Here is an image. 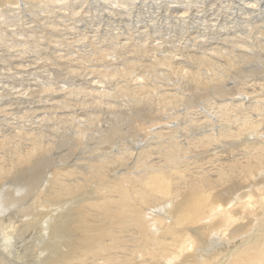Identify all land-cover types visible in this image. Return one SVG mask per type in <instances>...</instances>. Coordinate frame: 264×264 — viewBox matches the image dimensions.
Listing matches in <instances>:
<instances>
[{"label":"bare ground","instance_id":"1","mask_svg":"<svg viewBox=\"0 0 264 264\" xmlns=\"http://www.w3.org/2000/svg\"><path fill=\"white\" fill-rule=\"evenodd\" d=\"M40 1L45 2L46 0H0V8H1L0 12H2V7H5L9 4L11 5V3L27 4V3H35V2L40 3ZM56 1H58V0H56ZM146 1H148V0H146ZM207 1H205V2L207 3ZM236 1H238V0H236ZM241 1H242V2H240L241 6L238 5V6H240V8H238V7H236V8H238L240 11H242L244 13L245 18H247L246 17L247 14H248L247 16H250L253 13H254V16H255V13H259V16H264V0H241ZM129 2H127V4ZM135 2H137V1H135ZM173 3H175V1H173ZM186 3H189V2H186ZM186 3L185 4L180 3L177 5L172 4V7L168 8V9L170 12H174L175 14H178L179 17L176 16V18L177 17L178 18L186 17V15L188 16L192 12L191 11L192 8L190 9V6H188V5L185 6ZM204 3L203 2H202V4L200 3L201 5L198 6L199 7L198 10H196L197 13L194 12L195 16L200 17L201 15L204 14L203 11H206L203 8V5H206ZM215 3H216V0H215ZM223 3L225 5V2H223ZM49 4H50V0H49ZM119 4H121V3H119ZM131 4L129 3V6ZM152 4H154V3H152ZM156 4H158V3H156ZM196 4H197V2H196ZM229 4H230V2H229ZM229 4L227 5V3H226V5L228 7H230ZM235 4L237 5L236 2H235ZM37 5H38V3H37ZM41 5H43V4H41ZM48 5L46 7H48ZM60 5H61V3H60ZM79 5H80V3H79ZM123 5L125 6V4H123ZM213 5H214V3H213ZM53 6H54V4L52 5V7ZM108 6H109V3H108ZM121 6H122V4H121ZM17 7H18V5H17ZM206 7H210V6H206ZM219 7H221L220 4H219L217 10L220 9ZM60 8H61V6H60ZM138 8H140V7H138ZM222 8L224 9V7H222ZM225 8L228 11L230 9L227 7H225ZM234 8H233V11H234ZM69 9H70V7H69ZM83 9H84V7H83ZM91 9H93V7H91ZM109 9H110V7H109ZM131 9H133V8H131ZM133 10H135V9H133ZM145 10H147V9H145ZM213 10H216V9H213ZM59 11H61V10H59ZM90 11H92V10H90ZM105 11L108 12V10H105ZM131 11H129V12H131ZM159 11H160V5L157 6V12H159ZM208 11H211V10H207L206 12H208ZM54 12H53V14L56 13V12L55 13ZM72 12L74 13L73 10H72ZM99 12H100V9H99ZM222 12H221V10H219L214 15H212V13L208 12L205 15L201 16L200 19L203 18L204 19L203 23L208 24V20L210 19L209 17H213L216 20H218V18L222 15ZM70 13H71V11H70ZM88 13H89V11H88ZM232 13H234V12L231 11L230 14L228 13L230 17L231 16L233 17V15H231ZM92 14L93 15L97 14V11L92 12ZM142 14H145V13H142ZM158 14H160V13H158ZM88 15H90V14H88ZM234 15H235V13H234ZM239 15H243V14H239ZM80 16H82V14ZM113 16H114V14H113ZM119 16H120V14H119ZM147 16H149V14ZM166 16H168V15H166ZM229 16H227V17H229ZM257 16L258 15H256L255 17H257ZM0 17H2V16H0ZM5 17H6V15H5ZM69 17H70V15H69ZM84 17L87 19L86 16H84ZM92 17H94V16H92ZM162 17H165V16H162ZM230 17H229V19H231ZM241 17H243V16H241ZM65 18H67V16ZM107 18H108V16H107ZM112 18H114V17H112ZM112 18L110 20H112ZM165 18H168V17H165ZM169 18H168V21L170 22ZM41 19H42V17H41ZM52 19H53V17H52ZM86 19H82V20H86ZM105 19H106V16H105ZM121 19H123V18H121ZM163 19H162V21H163ZM191 19H192V17H191ZM44 20H45V18H43V21ZM58 20H59V18H58ZM90 20L91 19H89V21ZM115 20H117V18H115ZM195 20H196V18H195ZM256 20H258V19H256ZM97 21H98V19H97ZM149 21H151V20H149ZM164 21H165V19H164ZM166 21H167V19H166ZM223 21L224 20H222V23L219 22L220 25L222 24V27L224 26ZM233 21H235L234 17H233ZM24 22H26V20ZM30 22H33V21H30ZM80 22H81V20H80ZM115 22H113V24ZM169 22H167V24ZM171 22H173V21H171ZM178 22H181V21H178ZM178 22H177V24H178ZM192 22H194V21H192ZM209 22H214V21H212V18H211ZM244 22H246V21L244 20ZM18 23H20V21ZM82 23H83V21H82ZM240 23H242V22H240ZM254 23L256 24L255 21H254ZM254 23H249L247 20L246 24L248 26V33H250L251 31L254 32V29L257 26ZM259 23L261 24L262 21H259ZM23 24H25V23H23ZM63 24L65 25L66 23H63ZM74 24H76V23H74ZM116 24H118V22ZM128 24H129V22H128ZM145 24H147V23H145ZM173 24H175V23H171V25H173ZM214 24H217V23L214 22ZM227 24L225 26H227ZM237 24H239V23L237 22ZM262 24H264V23H262ZM49 25L52 26L51 24H49ZM156 25L158 26L159 23ZM193 25H194V23H193ZM109 26H110V24H109ZM135 26H137V25H135ZM143 26H144V24H143ZM146 26H148V25H146ZM160 26H162V24H160ZM190 26L188 28H190ZM197 26H198V24H197ZM197 26H195V27L197 28ZM201 26H202V23H201ZM230 26L231 25H229L227 29L224 28V30H227L224 33L225 37L222 36L223 33H222V35L220 34L222 32L221 30L219 33L224 38L225 42L226 41L229 42L228 44H231V42L233 41V38H231L232 39L231 41L228 40L229 37L233 36V34L230 32L231 31ZM17 27H19V26L17 25ZM27 27H28V25H27ZM93 27H95V26L93 25ZM213 27L214 26H212V25H203L202 29L200 28L204 32L201 35V38H202V36L205 38L202 40L204 43H208V40L206 39V37H208L207 33H209L210 30L213 29ZM243 27H244V25H243ZM263 27L264 26L260 25V29H263ZM111 28H112V26H111ZM245 28H246V26H245ZM69 29H71V28H68V30ZM82 29H84V28H82ZM85 29H86V27H85ZM85 29H84V31H86ZM117 29H120V28L117 27ZM179 29H178V32H179ZM185 29H187V28H185ZM193 29L194 28L192 27V30ZM231 29H232V27H231ZM257 29H258V26H257ZM260 29L255 31V32H257L259 35L263 36L264 33H262V31ZM95 30H96V27H95ZM104 30H103V32H104ZM108 30H109V28H108ZM192 30L189 33H193ZM198 30H196V32ZM242 30H244V29H242ZM84 31H82V32H84ZM114 31H115V29H114ZM124 31H125V29H124ZM161 31H164V30H161ZM172 31H173V29H172ZM175 31H177V30L174 29V32ZM239 31H240V29H239ZM47 32H49V30ZM88 32H91V29ZM127 32H128V30L126 31V33ZM178 32H176V33L178 34ZM186 32H187V30L185 31V33ZM216 32H218V30ZM22 33H24V32H22ZM51 33L52 32H50L48 34H51ZM104 33L106 34L107 31ZM116 33H118V32H116ZM116 33H114V34H116ZM79 34H81V33H79ZM180 34H181V32H180ZM183 34L184 33H182L181 36H183ZM197 34H198V32H197ZM216 34H215V36L218 37L219 34L218 35H216ZM238 34H239V32H238ZM252 34H255V33H252ZM258 34L254 35V36H257ZM87 35H86V37H87ZM90 35H92V34H90ZM99 35H101V33ZM109 35L110 34L107 33L106 36L109 37ZM146 35H145V37H147ZM154 35H156V34L154 33ZM226 35H228V36L231 35V36L226 38ZM7 36H8V34H7ZM24 36H26V35H24ZM59 36H60V34H59ZM103 36H104V34H103ZM149 36L150 35H148V37ZM151 36H153V35H151ZM194 36H195V34H194ZM221 36H219V37H221ZM245 36L247 37L249 35H245ZM9 37H7V38H9ZM58 37H56V39ZM64 37H66V36H64ZM81 37H83V36H81ZM94 37H92V39ZM130 37H133V36H130ZM154 37H157V36H154ZM171 37H173V36H171ZM171 37H169V38H171ZM184 37H186V36H184ZM198 37H200V36H198ZM258 37L259 36L256 37L257 39H256L255 45L260 46L261 51H264V40L262 38H258ZM115 38H118V37H115ZM163 38L165 39V37H163ZM176 38H177V36H176ZM176 38L174 37V39H176ZM190 38H192V40L194 38L196 39V37H194V38L190 37ZM236 38H238L239 40L241 39V37L240 38L236 37ZM3 39H4V36H3ZM75 39H76V37H75ZM88 39H89V37H88ZM106 39H108V38H106ZM118 39H117V41H120V42L122 41V40H118ZM140 39H142V38H140ZM140 39H138L139 41L138 40L137 41L140 42ZM27 40H28V38H27ZM71 40H73V38H71ZM192 40H190L191 44H193L195 42V41L193 42ZM211 40H212V38H211ZM213 40H212V42H213ZM239 40L233 41L231 46L228 45V46H230L229 48L223 47L224 46L223 44H225V42L223 41L224 43L221 42V43H223L222 45L213 47V49H211L212 51H210V52H208L206 50L207 52H203L200 55H194L193 54V55H190V58L188 57L189 59L196 60L202 66L213 67V68L218 67V69H217L218 71H216L215 73L212 74L213 75L212 79L214 78L213 80H215V83L212 85L213 89H214L213 93L216 94V97H213L212 100L210 99L211 101L208 105L209 111H206L204 106L199 107V106L195 105L194 103H188L186 105V107H185L186 113L184 115L175 114L171 110L167 111L166 113H162V112H160L161 108L158 107L157 108L158 115L155 118L149 120L150 124H147V122H144L142 119H137V118L132 119V124H134V126H137V128L139 129V132H140V130H142L144 132V134L141 135L142 139H140L139 137H141V136H139V137H137V138H139V140L133 139L130 142H128L130 139L128 141H125V140L123 141V139H124L123 138L122 139L123 142L121 141L122 144L119 147H116V148L113 147V149H110L109 151L102 152V153L98 154V156H96V154L92 155V156H88V155L87 156H79L76 154V155L67 157L66 156L67 154H66L65 160H64V158H61L62 162L50 166L49 170L47 169L48 165L46 166L42 163H39V159H37L35 156L36 154L39 155L38 153H40V152L42 153V151L49 149L48 143L43 144L40 141H38L39 139L36 140L39 136H37V138H34L33 136H36V135L31 133V135H29V134H28L29 136L27 135L29 137L28 138L29 144L16 143V144H12L11 147L7 146L6 149L9 147L8 149L10 150V152L7 154H1L0 153V181H1V183H0V205H4L5 210H6L4 213H0V228H1L0 229V264H264V105L262 104L263 106H261L259 101L256 102V101L250 100L249 97L253 96L251 94H249V97L244 96L243 93L239 94L240 96L239 95L234 96V94H235L234 89L237 86V83H245V82L251 81L247 85L248 89L251 87H254L255 85L263 86V88H264V73L262 70H260L258 68L259 66L256 64L257 62L256 63H249V61L252 60L254 56L252 57L248 53L249 52L248 50H247L248 52L238 53V52H240L239 51V44L241 41V40L240 41ZM0 41H2V40H0ZM44 41H46V40H44ZM124 41H126V40H124ZM124 41H122V42H124ZM128 41H129V39H128ZM156 41H158V40H156ZM163 41H165V40H163ZM187 41H189V40H187ZM190 41H189V43H190ZM220 41H222V40H220ZM220 41H218V42H220ZM6 42L8 43V41H6ZM27 42H29V41H27ZM54 42H56V40ZM130 42H132V41H130ZM146 42H148V41H146ZM184 42H186V41H184ZM242 42H244V41H242ZM1 43H0V45H1ZM34 43H36V40ZM49 43L51 44V41ZM70 43H72V42H70ZM125 43H123V44H125ZM143 43H145V42L144 41L142 43L140 42L141 45ZM250 43L252 44V42H250ZM95 44H97V43H95ZM148 45H149V43L147 44V46ZM200 45H201V43H200ZM200 45H199V47H200ZM208 45H209V43H208ZM210 45H212V44H210ZM242 45L244 46V44H242ZM26 46H27V43H26ZM123 46L124 45H122V47ZM130 46H132V45H130ZM212 46H211V48H212ZM122 47H120V48L122 49ZM148 47H153V46L149 45ZM164 47L167 49L166 46H164ZM208 47H207V49H208ZM248 47L249 46H247L245 48H248ZM252 47L250 46L249 48L253 53H255L256 51L254 52V49ZM2 48H3V46H2ZM37 48H40V47H37ZM99 48H97V50ZM144 48H145V46H144ZM171 48H173V45ZM194 48H196V45ZM201 48H202V50H204L203 47H200V49ZM61 49H65V48H61ZM121 49L119 50L120 52H121ZM135 49H136L135 51L138 50L137 48H135ZM140 49H141V47H140ZM175 49H177V48H175ZM188 49H190V48H188ZM27 50H29V49H27ZM27 50H26V52H27ZM100 50H102V49H100ZM112 50H114V49H112ZM145 50H147V49H144V51ZM159 50H160L159 52L161 53L162 52L161 49H159ZM195 50L196 49H194V51ZM65 51H63V52H65ZM102 51H104V50H102ZM126 51H124V53H126ZM165 51H167V50H165ZM176 51H178V50H176ZM181 51H183V50H181ZM188 51H190V50H188ZM214 51H215V53H214ZM111 52H114V51H111ZM111 52L109 50L108 53H111ZM122 52H123V50H122ZM122 52H121V54H124ZM138 52H142V50L138 51ZM153 52L156 53L157 51H153ZM67 53H69V51H67ZM93 53H95V52H93ZM93 53H91V54L93 55ZM104 53H105V51H104ZM131 53H132V51H131ZM145 53H146V51H145ZM11 54H13V53H11ZM56 54L58 55V53H56ZM64 54L66 55V53H64ZM72 54H74V53H72ZM99 54H94V55L96 56ZM162 54H160L161 56H158V55L153 56L154 61L151 59L152 57L150 58L149 54L147 55L153 61L151 67L152 66L156 67V65H158V66L163 65V66H165V68L166 67L169 68V67H172L174 63H176L174 61L175 58H172L170 56L171 54L168 55V54H164L163 52H162ZM19 55H20V53H19ZM46 55H48V54H46ZM57 55H55V56L57 57ZM125 55L126 54H124V57L128 56L129 54L127 53V55L126 56ZM143 55H146V54H143ZM84 56H86V55H84ZM130 56H131V54H130ZM260 56H264V52H262L260 54ZM59 57H61V56H59ZM63 57H64V55L62 56V59H63ZM65 57H67V59H69L70 64L73 63V62L72 63L70 62V58H69L70 56L69 57L65 56ZM98 57H100V55ZM112 57H113V55H112ZM112 57L110 56V58H112ZM121 57H122V55H121ZM97 58L95 57V59H97ZM101 58H102V56H101ZM44 59L45 58H43V60ZM83 59H81V61ZM107 59H109V58H107ZM113 59L114 58H112L111 60L113 61ZM176 59L178 60L179 58H176ZM181 59H179V62ZM240 59H243V60L241 61ZM0 60H1V58H0ZM92 60H94V59H92ZM97 60H96V66H98ZM122 60L123 59L121 58V61ZM127 60H130V59H127ZM186 60H187V57H186ZM238 60H239V62L241 61V63H243V65H244L243 68L239 67L240 70L243 69L244 71H248V72H251V71L254 72V70H256V71L254 73H252L251 75H249V78H247V79H244L245 75H243V73H240L241 78L238 81L235 79H230L229 78L230 73L228 75V73H226V71L230 68L235 67ZM98 61H100V60H98ZM112 61H110V62L112 63ZM121 61H120V63H121ZM5 62H6V66H8L7 61H5ZM86 62H83V63H86ZM113 62H116V59ZM134 62L131 64L121 63V65L122 64L128 65V66L132 65V64L134 65ZM138 62H141V60H139ZM144 62H147V61H143V63ZM221 62H223V64H221ZM21 63H22V61H21ZM108 63H109V61H108ZM187 63H190V62H187ZM64 64H66V63H64ZM103 64H104V62H103ZM140 64H142V62ZM19 65H21V64H19ZM57 65H56V67H57ZM66 65H68V64H66ZM89 65H88V67H89ZM187 65H189V64H187ZM32 66H33V64H32ZM113 66H115V63ZM140 66L137 67V65H136L134 67L139 68ZM184 66H183V68H185ZM261 66L263 67L264 64L263 65L261 64ZM64 67H62V68H64ZM72 67H73V65H72ZM76 67H78V66H75V68ZM83 67H84V65H83ZM88 67H87V69H88ZM90 67H92V69H93V64H91ZM100 67H102V66H100ZM130 67L127 68V66H126V68H125V66L124 67L121 66V69H120V67L118 69H120L121 75H123V73L125 75L127 72H130V71H127ZM178 67H179V65L177 66V68ZM6 68H8V67H6ZM60 68L58 67V69H60ZM70 68H71V65H70ZM104 68H105V66H104ZM180 68L182 71L183 68L182 67H180ZM8 69L11 70L12 67L10 66V68H8ZM65 69H66V67H65ZM68 69L66 70V72L68 71ZM76 69H78V68H76ZM81 69L79 67V70H81ZM94 69H96V68H94ZM109 69H110V67H109ZM141 69H145V68L142 67ZM149 69H150V67H149ZM170 69L173 70L172 68H169V71H170ZM115 70H116V67L114 70H111V72L108 73L107 76L110 78L111 74L114 73ZM137 70H140V69H137ZM73 71H74V69H73ZM93 71L94 70H92V72ZM184 71L181 72L183 75L184 74L186 75V73L187 74L189 73L187 71H186V73H183ZM66 72H64V73H66ZM118 72H119V70H117L116 73H118ZM131 72H132V70H131ZM154 72H155V70H154ZM192 72H193V74H192L193 79L192 78L191 79H192V81H195L196 86L201 84V83L199 84V82H202L204 84L206 83V80L196 81L195 78H196L197 70L192 71ZM80 73H81V71H80ZM95 73H96V71H95ZM130 73H128V75L126 74V77L129 78ZM139 73L141 74L144 72L140 70V72H138V76H139ZM149 73H150V75L152 74L151 71ZM165 73H167L166 69H165L164 74ZM261 73H263V74H261ZM69 74H70V72H69ZM73 74H76V73L74 72ZM153 74L155 75V77H158V76H156L155 73H153ZM164 74L162 75L163 77H164ZM102 75H103L102 78L104 79L105 74H102ZM114 75H115V73L113 74V76ZM133 75H135V74L133 73ZM142 75H144V74H142ZM169 75L171 77L172 72ZM183 75H181V76H183ZM231 75H233V74L231 73ZM17 76H19V75H17ZM52 76H53V74H52ZM101 76L98 75L96 77L97 78L100 77V80H102ZM115 76H117V75H115ZM162 76L160 75L159 77H162ZM190 76L191 75H189V78H190ZM12 77H10L9 79L16 78V75H15V77H13V78ZM55 77H56V75H55ZM108 77H105V78H107V80H109ZM119 77L121 78L120 75H119ZM123 77H125V76H123ZM123 77L121 78L122 80L125 79ZM167 77H168V74H167ZM187 77H188V75H186V80H187ZM235 77H237V76H235ZM117 78L115 81H117ZM120 78H119V80L122 81ZM133 78H134V76H133ZM237 78H239V77H237ZM94 79L95 80H93V79L92 80L95 83V81H97V80H96V78H94ZM148 79H149V77H148ZM158 79H161V78H158ZM179 79L182 80V78H179ZM183 79H184V77H183ZM86 80H89V79H86ZM134 80H135V78H134ZM137 80L141 83L143 81L142 79H141L142 81L139 79H137ZM62 82H64V81H62ZM65 82L67 84V81H65ZM80 82H82V81H79V83ZM106 82H109V81H106ZM132 82H135V84H137V85H135L133 83L135 85V87H137V88L143 86L142 84L136 83L137 81H132ZM176 82H177V80H176ZM72 83L73 82H71V85H72ZM109 83L111 84V82H109ZM109 83H108V85L110 87L111 85ZM130 83H131V81H130ZM150 83H152V82H150ZM89 84H91V83H89ZM89 84H86V86ZM96 84H97V82H96ZM98 84H99V82H98ZM100 84H101V81H100ZM104 84H105V82L102 85H104ZM123 84H125L124 81H123ZM133 84L131 83V85H133ZM148 84H149V82H148ZM160 84L162 85V83H160ZM177 84L178 83H176L175 85L177 86ZM105 85H107V84H105ZM108 85H107V87H108ZM127 85H130V84L127 83ZM134 85H133V87H134ZM0 86H2V85L0 84ZM145 86L147 88L148 85H145ZM150 86H152V85H150ZM168 86L170 88V85H168ZM180 86H182V85H180ZM4 87H6V86H4ZM114 87H115V85H114ZM117 87L119 88V86H117ZM171 87H172V85H171ZM183 87H181L182 88L181 90H183ZM62 88H63V85H62ZM86 88H88V87H86ZM105 88H103V86H102L100 89H97V88L96 89L100 91L101 89H105ZM112 88H110V89H112ZM72 89L73 88H71V90ZM88 89H91V88H88ZM96 89H94V90H96ZM115 89H116V87H115ZM50 90H51V88H50ZM124 90L126 91V88H124ZM130 90H128V91H130ZM134 90H137V89L134 88L132 91H134ZM157 90H159V89H157ZM84 91H86V90L84 89ZM92 91L93 90H91V92ZM22 92L23 91L19 92V94ZM79 92H81V90ZM88 92H90V90ZM135 92H138V90ZM241 92L245 93L246 90L245 91L243 90ZM69 93H71V92H69ZM84 93H86V92H84ZM92 93H91V95H92ZM96 93H94V95ZM99 93L101 95H103L102 92H99ZM99 93H97V94L99 95ZM122 93H123V91H122ZM248 93L249 92H246L245 95H248ZM9 94H10V92H9ZM54 94H55V91H54ZM75 94L77 95V93H75ZM124 94H125V92H124ZM156 94L158 95V96L156 95L158 98V102H156V103L159 104L162 101L170 100L169 101L170 102V109L175 108L178 105L176 100H178V102H179L178 98H180V96H181L180 91H178V89L174 90L172 92L159 91ZM255 94H256V92H255ZM72 95H73V93L70 96H72ZM89 95H87V97ZM126 95L127 94H125V96ZM65 96L69 97L68 95H65ZM84 96L85 95H83V97ZM131 96H133V95H131ZM142 96H140V97H142ZM144 96H147V95H144ZM260 96H258L257 100L260 99ZM74 97H77V96H74ZM80 97H77L76 100ZM168 97H170V98L167 99ZM3 98H6V97H3ZM15 98L22 101V99H20V97H18V98L15 97ZM25 98H23V99L25 100ZM153 98L154 97H152L151 100H153ZM10 99H11V97H10ZM13 99H14V97H13ZM28 99H30V98H28ZM28 99H27V101H28ZM88 99H90V98H88ZM101 99L103 100V98H101ZM115 99L117 100V98H115ZM67 100H69V99L67 98ZM151 100H149V102ZM41 101H42V98H41ZM96 101H98V100H96ZM119 101H120V99H119ZM196 101H194V102H196ZM10 102H11V100H10ZM49 102H47V103H49ZM83 102H84V100H83ZM89 102H87L88 103L87 105H89ZM98 102H100V101H98ZM138 102H140V101H138ZM149 102H148V104H150ZM154 103H155V101H154ZM74 104H75V101H74ZM81 104L82 103H80L79 105L75 104L74 106L78 105L80 107ZM98 104H100V103H98ZM127 104H126V106H127ZM19 105H20V103H19ZM91 106H92V104H91ZM118 106L119 105H117V107ZM2 107H4V105ZM6 107H5V109H6ZM23 107L25 108V104ZM128 107L130 108V106H128ZM196 107L198 108L197 109L198 112L192 113L191 115H189L188 112L190 111V109L191 108L194 109ZM124 108H126V107H124ZM177 108H178V106H177ZM19 109H21V108H19ZM29 109L31 111H33L31 108H29ZM40 109H41V107H40ZM11 110H12V112H15V110L14 111H13V109H11ZM80 110H81V107H80L79 111ZM127 110H129V109H127ZM74 111H75V109H74ZM155 111H156V109H155ZM27 112L29 113V111H27ZM84 113H86V112H84ZM125 113L127 114L128 112L125 111ZM139 113H141V112H139ZM11 114L14 115L13 113H11ZM25 114H26V112L24 113V115ZM33 114L34 113H32V115ZM45 115H46V113H45ZM71 115H73V113H71ZM8 116H10V115H8ZM41 116L42 115H40V118H42ZM73 117H74V115H73ZM64 118H66V116ZM77 118H79V117H77ZM84 118H86V117H84ZM23 119L25 121V123L23 122L24 125L27 124L30 120L29 118H27V119L23 118ZM31 119L33 120V118H31ZM82 119H83V117H82ZM82 119H81V121H82ZM97 119H99V118H97ZM173 120L176 121V123H171V121H173ZM26 121H27V123H26ZM36 121H38V120L36 119L35 122ZM45 121L46 120L44 119L43 122H45ZM50 121H52L51 118H50ZM70 121L72 122V125H74L73 121L70 120V118H69V121L67 123H69ZM6 122H8V121H6ZM10 123H11V121H10ZM17 123L19 124L20 121L18 120ZM17 123H15V124H17ZM62 123L64 124V122H62ZM62 123H61V125H63ZM81 123L82 122H80L78 124L79 127H80ZM21 124H20V127H21ZM69 124H68V126H70ZM260 125H261V127H259ZM16 126H18V125H16ZM68 126H66V127H68ZM92 126H94V125H92ZM127 126H129V125H127ZM27 127H30V125L29 126L27 125ZM70 127H72V126H70ZM95 127H96V125H95ZM99 127H100V125H99ZM106 127H107V125H106ZM155 127L157 129H155ZM5 128H6V126H5ZM8 128H9V126H8ZM57 128L59 129V127H57ZM72 128L75 129L74 126ZM76 128H77V126H76ZM121 128H122V126H121ZM30 129H33V128H30ZM40 129H41V127H40ZM42 129H43V127H42ZM123 129H125V128H123ZM123 129H121V130H123ZM27 130H28V128H27ZM43 130H45V129H43ZM132 130H135V129H132ZM58 131H60V130H58ZM34 132H35V130H34ZM59 133H61V132H59ZM79 133H82V132H79ZM121 133H123V132H121ZM24 134L26 136L27 132ZM147 134H150V135L146 136ZM43 135H44V131H43ZM97 135H99V134H97ZM125 135H123V136H125ZM128 136H129V134H128ZM63 137H64V135L62 136V138ZM80 137H83V136H80ZM102 137H104V136H102ZM126 137L127 136H125V138ZM130 137H132L131 133H130ZM14 138H16V137L15 136L8 137V135L6 133V137L1 141V143L3 144L4 142L11 140V139H14ZM24 138H23V140H24ZM44 139H42V140H44ZM46 140H47V138H46ZM21 141H22V138H21ZM74 141H76V140H74ZM98 141L99 140L97 139V142ZM112 141H114V140H112ZM54 142H56V141H54ZM72 143H73V140H72ZM6 144H8V142H6ZM101 144H102V142H101ZM58 145H60V144H58ZM3 146H4V144H3ZM3 146H0V148H2ZM76 146L78 147V145H76ZM53 147H55V146H53ZM3 148H5V147H3ZM96 149H98V148H96ZM9 150H7V152ZM79 150H80V148H79ZM44 153H42V154H44ZM70 154H71V152H70ZM45 156H46L45 158L48 157V155H45ZM43 157H44V155H43ZM43 157L40 156V158H43ZM60 157H62V155ZM57 160H58V157H57ZM28 162H30L34 167L32 166L31 172H29V173H19L17 175L18 187L20 189L19 191H14L13 189H11V187H10L11 182L3 183V181H5L7 178L10 179L12 177V175L16 174L17 169H19L21 167V165L29 164ZM22 168H23V166H22ZM27 172H28V170H27ZM11 201L14 202V204H13L14 209H12V210L7 206L8 203ZM28 202H30V204H32V205H38V206H40V208L42 207V210L39 214V216H42L41 222L38 220L39 223L33 227H32V225L29 224V222L26 218L22 219L19 217V216H21V214H23L25 211L28 210L27 209L28 207L25 206L26 203H28ZM18 214H19V216H18ZM33 217L31 216V219ZM35 221H37V220H35ZM38 232H39V234H41L39 236L42 237V241L39 244V247H40L39 251L41 252V254L37 256L38 259L36 261L27 262L25 259H23V250L27 246L28 242Z\"/></svg>","mask_w":264,"mask_h":264},{"label":"rangeland","instance_id":"2","mask_svg":"<svg viewBox=\"0 0 264 264\" xmlns=\"http://www.w3.org/2000/svg\"><path fill=\"white\" fill-rule=\"evenodd\" d=\"M47 1V2H46ZM45 2H42V1H40V3L39 2H37L38 3V5H37V3L35 2V3H27V4H22V3H19V4H15V3H11V5L9 4V5H7V6H5V7H2V12H0V16H2V17H0V40H2V41H0V43H1V45H0V58H1V60H0V84L2 85V86H0V97L2 98H0V124L2 125H0V146H3V144H4V146L3 147H5V148H0V153L1 154H7V153H9L10 152V150L8 149L9 147H11L12 146V144H16V143H21V144H29L28 142V136L29 135H31V133L32 134H34V135H36V136H33L34 138H37V136H39L36 140H38V141H40L41 143H43V144H46V143H48L49 144V149H46V150H44V151H42V153H44V154H42L41 152L40 153H38L41 157H43V155H44V157L43 158H40V156L39 155H35L36 156V158L37 159H39V163H42V164H44V165H48L47 166V169L49 170L50 169V166H52V165H54V164H58V163H61L62 161V159L61 158H64V160L66 159V156L67 157H69V156H73V155H79V156H92V155H95L96 154V156H98V154H100V153H102V152H105V151H109L110 149H113V147L114 148H116V147H119L122 143H121V141H122V139H123V141L125 140V141H128L129 139V141L128 142H130L131 140H133V139H137V140H139V138L140 139H142V136L141 135H143L144 134V132L142 131V130H140V132H139V129L137 128V126H134V124H132V119H134V118H137V119H142L144 122H147V124H150V122H149V120L150 119H153V118H155L157 115H158V113H157V108L158 107H160L161 109H160V112H162V113H166L167 111H169V110H171L173 113H175V114H178V115H184L185 113H186V105L188 104V103H194L195 105H197V106H204V108L206 109V111H209V103H210V101L213 99V97H216V94L215 93H213V84L215 83V80H213L212 79V77H213V73H215L216 71H218L217 69H218V67H216V68H213V67H207V66H202L201 64H199L196 60H192V59H189L190 58V55H200L201 53H203V52H210V51H212L211 49H213V47H216V46H219V45H222L224 42H225V40H224V38L223 37H225L224 35V33L227 31V30H224V28L225 29H227L228 28V26L229 25H231L230 26V32L233 34V36H231V35H229V36H231V37H229L228 35H226V38H228V40L229 41H231L232 39L231 38H233V41H238L239 39L238 38H236V37H241V41H240V44H239V51L240 52H238V53H242V52H248L252 57H253V59L252 60H250L249 61V63H256L259 67V69L260 70H262L263 71V73H264V66L262 67L261 66V64L263 65L264 64V56H260V54L262 53V52H264V51H261V47L260 46H256L255 45V43H256V37L257 36H259L258 38H262L263 40H264V34H263V36H261V35H259L257 32H255V31H257V30H259L260 29V25L261 26H264V24H262V23H264V16H259V13H255V16L256 15H258L257 17H255L254 16V13L253 14H251L250 16H247L246 15V17L247 18H245V15H244V13L242 12V11H240L238 8H240V6H241V3L240 2H242L241 0H238V1H236V0H216V3H215V0H148V1H146V0H58V1H56V0H50V4H49V0H46ZM103 3H102V2ZM117 1V2H116ZM122 1V2H121ZM130 1V2H129ZM135 1H137V2H135ZM173 1H175V3H173ZM189 2V3H186V2ZM197 2V4H196V2ZM205 1H207V3L205 2ZM230 2V4H229V2ZM42 2V3H41ZM53 2V3H52ZM59 2V3H58ZM68 4H67V3ZM77 2V3H76ZM96 2V3H95ZM127 2H129L131 5L129 6V3L127 4ZM164 2V3H163ZM202 2L204 3V4H206V5H203V8H204V10H211V11H208V12H210V13H212V15H214L217 11H219V10H221V12H222V15L218 18V20H216L215 18H213V17H209L210 19L212 18V21H214L215 23H217V24H214V22H209L210 21V19L208 20V24H205V23H203L204 21V19L203 18H201L200 19V17L201 16H203V15H205L206 13H208V12H206V11H203V15H201L200 17H197V16H195L194 15V12L195 13H197V11L196 10H198V6H200L201 4H202ZM223 2H225V5H226V3H227V5L229 4L230 5V7H228L227 5L225 6L224 5V3ZM232 2V3H231ZM235 2L237 3V5L235 4ZM56 3V4H55ZM60 3H61V5H60ZM79 3H80V5H79ZM85 3V4H84ZM106 3V4H105ZM108 3H109V6H108ZM119 3H121L122 4V6H121V4H119ZM151 5H150V4ZM152 3H154V4H152ZM156 3H160L159 5H160V11L159 12H157V6H159L158 4H156ZM180 3H182V4H185L186 3V5L185 6H190V9H191V13L187 16L186 15V17H182V18H178L179 16H178V14H175L174 12H170L169 11V9L168 8H170V7H172V4H174V5H177V4H180ZM201 3V4H200ZM209 3V4H208ZM213 3H214V5H213ZM239 3V4H238ZM41 4H43V5H41ZM49 4V5H48ZM54 4V6L52 7V5ZM83 4V5H82ZM90 4V5H89ZM123 4H125V6L123 5ZM146 4V5H145ZM164 4V5H163ZM197 6H196V5ZM212 4V5H211ZM219 4H220V6L221 7H219L220 9L219 10H217L218 9V6H219ZM17 5H18V7H17ZM33 5V6H32ZM37 5V6H36ZM48 5V7H46ZM103 5V6H102ZM107 5V6H106ZM233 5V6H232ZM235 5V6H234ZM238 5H240V6H238ZM16 6V7H15ZM58 6V7H57ZM60 6H61V8H60ZM80 6V7H79ZM98 6V7H97ZM127 6V7H126ZM156 6V7H155ZM163 6V7H162ZM206 6H210V7H206ZM35 7V8H34ZM37 7V8H36ZM64 9H63V8ZM69 7H70V9H69ZM83 7H84V9H83ZM88 7V8H87ZM90 7V8H89ZM91 7H93V9H91ZM100 7V8H99ZM109 7H110V9H109ZM137 7V8H136ZM138 7H140V8H138ZM146 7V8H145ZM148 7V8H147ZM162 7V8H161ZM165 7V8H164ZM217 7V8H216ZM222 7H224V9L222 8ZM225 7H227V8H230L229 9V11L228 10H226V8ZM234 8V11H233V8ZM236 7H238V8H236ZM39 8V9H38ZM69 10H68V9ZM97 8V9H96ZM108 8V9H107ZM119 8V9H118ZM131 8H133V9H135V10H133V9H131ZM153 8V9H152ZM210 8V9H209ZM1 9V8H0ZM66 9V10H65ZM77 9V10H76ZM80 9V10H79ZM82 9V10H81ZM99 9H100V12H99ZM103 9V10H102ZM108 10V12L107 11H105V10ZM122 9V10H121ZM129 9V10H128ZM145 9H147V10H145ZM149 9V10H148ZM152 9V10H151ZM213 9H216V10H213ZM223 9V10H222ZM239 11H238V10ZM10 10V11H9ZM48 10V11H47ZM52 10V11H51ZM59 10H61V11H59ZM64 10V11H63ZM72 10L74 11V13L72 12ZM86 10V11H85ZM90 10H92V11H90ZM94 10V11H93ZM102 10V11H101ZM126 10V11H125ZM128 10V11H127ZM132 10V11H131ZM236 10V11H235ZM17 11V12H16ZM19 11V12H18ZM43 11V12H42ZM47 11V12H46ZM56 13H55V12ZM59 11V12H58ZM70 11H71V13H70ZM88 11H89V13H88ZM97 11V14H95V15H93L92 14V12H96ZM111 11V12H110ZM123 11V12H122ZM129 11H131V12H129ZM145 11V12H144ZM214 11V12H213ZM230 14L231 13V11L232 12H234L235 13V15H234V13H232L231 15H233V17H234V20L235 21H233V17L231 16H229V14L227 13V12ZM30 12V13H29ZM39 12V13H38ZM53 12L55 13V14H53ZM58 12V13H57ZM69 12V13H68ZM81 12V13H80ZM148 12V13H147ZM239 12V13H238ZM242 12V13H241ZM22 13V14H21ZM64 13V14H63ZM76 13V14H75ZM110 15H108V14ZM142 13H145V14H142ZM147 13V14H146ZM152 13V14H151ZM158 13H160V14H158ZM9 14V15H8ZM14 14V15H13ZM30 14V15H29ZM38 14V15H37ZM45 16H44V15ZM68 14V15H67ZM82 14V16H80ZM88 14H90V15H88ZM103 14V15H102ZM106 14V15H105ZM113 14H114V16H113ZM119 14H120V16H119ZM149 14V16H147ZM228 14V15H227ZM239 14H243V15H239ZM5 15H6V17H5ZM33 15V16H32ZM42 15V16H41ZM69 15H70V17H69ZM143 15V16H142ZM166 15H168V16H166ZM193 15V16H192ZM15 18H14V17ZM58 16V17H57ZM67 16V18H65ZM78 16V17H77ZM84 16H86L87 17V19L84 17ZM92 16H94V17H92ZM103 16V17H102ZM105 16H106V19H105ZM107 16H108V18H107ZM116 16V17H115ZM137 16V17H136ZM151 16V17H150ZM154 16V17H153ZM156 16V17H155ZM160 16V17H159ZM162 16H165V17H170L169 18V20H170V22L168 21V18H165V17H162ZM176 16H178L177 18H176ZM227 16H229L231 19H229V17H226ZM237 18H236V17ZM241 16H243V17H240ZM254 16V17H253ZM4 17V18H3ZM17 17V18H16ZM26 17V18H25ZM38 17V18H37ZM41 17H42V19H41ZM52 17H53V19H52ZM61 17V18H60ZM81 17V18H80ZM92 17V18H91ZM103 19H102V18ZM112 17H114V18H112ZM136 17V18H135ZM174 17V18H173ZM191 17H192V19H191ZM249 17V18H248ZM43 18H45V20L43 21ZM50 18V19H49ZM58 18H59V20H58ZM64 18V19H63ZM94 18V19H93ZM98 19V21H97V19ZM112 18V20H110ZM115 18H117V20H115ZM121 18H123V19H121ZM144 18V19H143ZM151 18V19H150ZM165 19V21H166V19H167V21L165 22L164 21V19ZM195 18H196V20H195ZM223 18V19H222ZM236 18V19H235ZM240 18V19H239ZM36 19V20H35ZM61 19V20H60ZM82 19H86V20H82ZM89 19H91L90 21H89ZM105 19V20H104ZM108 19V20H107ZM148 19V20H147ZM154 19V20H153ZM159 21H158V20ZM162 19H163V21H162ZM180 19V20H179ZM182 19V20H181ZM186 19V20H185ZM191 21H190V20ZM200 19V20H199ZM226 19V20H225ZM230 21H229V20ZM242 19V20H241ZM247 22V20H248V22L249 23H254V21L256 22V24L255 25H257L258 26V29H257V26H256V28L254 29V32L253 31H251L250 33H248V26H247V24H246V22H244V20ZM247 19V20H246ZM252 19V20H251ZM256 19H258V20H256ZM4 20V21H3ZM14 22H13V21ZM17 20V21H16ZM26 20V22H24ZM58 20V21H57ZM63 20V21H62ZM67 20V21H66ZM80 20H81V22H80ZM88 20V21H87ZM94 20V21H93ZM103 22H102V21ZM144 20V21H143ZM149 20H151V21H149ZM184 20V21H183ZM221 20V21H220ZM222 20H224L223 21V27H222V24L220 25V23H222ZM229 22H228V21ZM238 20V21H237ZM241 20V21H240ZM3 21V22H2ZM12 21V22H11ZM20 21V23H18ZM28 21V22H27ZM30 21H33V22H30ZM46 21V22H45ZM50 21V22H49ZM52 21V22H51ZM65 21V22H64ZM82 21H83V23H82ZM97 21V22H96ZM101 21V22H100ZM107 23H106V22ZM116 21V22H115ZM171 21H173V22H171ZM178 21H181V22H178ZM183 21V22H182ZM192 21H194V22H192ZM199 21V22H198ZM218 21V22H217ZM232 21V22H231ZM258 21V22H257ZM259 21H262V23L260 24L259 23ZM17 22V23H16ZM56 22V23H55ZM86 22V23H85ZM89 22V23H88ZM94 22V23H93ZM109 22V23H108ZM113 22H115L114 24H113ZM118 22V24H116ZM126 22V23H125ZM128 22H129V24H128ZM152 22V23H151ZM167 22H169L168 24H167ZM177 22H178V24H177ZM220 22V23H219ZM234 22V23H233ZM237 22L239 23V24H237ZM240 22H242V23H240ZM23 23H25V24H22ZM33 23V24H32ZM47 23V24H46ZM63 23H66L65 25L67 26H65ZM73 23V24H72ZM74 23H76V24H74ZM91 23V24H90ZM103 23V24H102ZM106 23V24H105ZM145 23H147V24H145ZM151 25H150V24ZM159 23V25L157 26L156 24H158ZM171 23H175V24H173V25H171ZM180 23V24H179ZM182 23V24H181ZM186 23V24H185ZM193 23H194V25H193ZM198 24V26H197V24ZM201 23H202V26H201ZM210 23V24H209ZM228 23V24H227ZM230 23V24H229ZM245 23V24H244ZM20 24V25H19ZM30 24V25H29ZM39 24V25H38ZM42 24V25H41ZM49 24H51L52 26H50ZM91 26H90V25ZM109 24H110V26H109ZM112 24V25H111ZM127 24V25H126ZM137 25V26H135V25ZM143 24H144V26H143ZM155 24V25H154ZM160 24H162V26H160ZM221 26H219V25ZM227 24V26H225ZM233 24V25H232ZM17 25L19 26V27H17ZM22 25V26H21ZM27 25H28V27H27ZM48 25V26H47ZM79 25V26H78ZM93 25L96 27V30H95V27H93ZM106 25V26H105ZM146 25H148V26H146ZM170 25V26H169ZM190 26V28H188L189 26ZM203 25H212V26H214L213 27V29L212 30H210V32L209 33H207V36L208 37H206V39L208 40V43H209V45H208V43H204L202 40L203 39H205L203 36H202V38H201V35L204 33L201 29H202V27H203ZM218 25V26H217ZM236 25V26H235ZM243 25H244V27H243ZM33 26V27H32ZM41 26V27H40ZM71 26V27H70ZM83 26V27H82ZM88 26V27H87ZM103 26V27H102ZM109 26V27H108ZM111 26H112V28H111ZM140 26V27H139ZM150 26V27H149ZM152 26V27H151ZM195 26H197V28L195 27ZM217 26V27H216ZM235 26V27H234ZM245 26H246V28H245ZM22 27V28H21ZM57 27V28H56ZM85 27H86V29H85ZM91 27V28H90ZM117 27L118 28H120V29H117ZM157 27V28H156ZM162 27V28H161ZM192 27L194 28L193 30H192ZM231 27H232V29H231ZM68 28H71V29H69L68 30ZM76 28V29H75ZM82 28H84L86 31H84V29H82ZM108 28H109V30H108ZM160 28V29H159ZM180 28V29H179ZM184 30H183V29ZM185 28H187V29H185ZM201 28V29H200ZM17 29V30H16ZM25 29V30H24ZM35 29V30H34ZM42 29V30H41ZM49 30V32H47L48 30ZM88 29V30H87ZM90 29H91V32H88V31H90ZM105 29V30H104ZM107 29V30H106ZM114 29H115V31H114ZM124 29H125V31H124ZM133 29V30H132ZM139 29V30H138ZM172 29H173V31H172ZM174 29L175 30H177V31H175L174 32ZM178 29H179V32H178ZM190 29V30H189ZM199 29V30H198ZM223 29V30H222ZM238 29V30H237ZM239 29H240V31H239ZM242 29H244V30H242ZM7 30V31H6ZM45 32H44V31ZM54 30V31H53ZM60 30V31H59ZM72 30V31H71ZM75 30V31H74ZM84 31V32H82V31ZM95 30V31H94ZM103 30H104V32H106L107 31V33H109L110 35H109V37L108 36H106L107 35V33L105 34L104 32H103ZM128 30V32L126 33V31ZM136 30V31H135ZM138 30V31H137ZM158 30V31H157ZM161 30H164V31H161ZM182 30V31H181ZM187 30V32L185 33V31ZM193 31V33H189L190 31ZM196 30H198L197 32H198V34H197V32H196ZM218 30V32H216V31ZM220 30L222 31L221 33H220ZM261 31H262V33H264L263 31H264V27H263V29H260ZM32 31V32H31ZM70 31V32H69ZM100 31V32H99ZM160 31V32H159ZM184 31V32H183ZM213 31V32H212ZM224 31V32H223ZM236 31V32H235ZM22 32H24V33H22ZM50 32H52L51 34H48V33H50ZM59 32V33H58ZM67 32V33H66ZM87 32V33H86ZM116 32H118V33H116ZM176 32H178V34L176 33ZM180 32H181V34H180ZM238 32H239V34H238ZM32 33V34H31ZM35 33V34H34ZM54 33V34H53ZM79 33H81V34H79ZM101 33V35H99ZM113 35H112V34ZM114 33H116V34H114ZM131 33V34H130ZM149 33V34H148ZM154 33L156 34V35H154ZM182 33H184L183 34V36H181L182 35ZM217 33V34H216ZM222 35V33H223V37L220 35V34ZM252 33H255V34H252ZM7 34H8V36H7ZM13 34V35H12ZM15 34V35H14ZM26 35V36H24V35ZM57 36H56V35ZM59 34H60V36H59ZM89 36H88V35ZM90 34H92V35H90ZM103 34H104V36H103ZM147 34V35H146ZM194 34H195V36H194ZM215 34L216 35H218L219 34V36H221V37H217V36H215ZM256 34H258L257 36H254V35H256ZM6 35V36H5ZM31 37H30V36ZM33 35V36H32ZM73 37H72V36ZM86 35H87V37H86ZM145 35L148 37V35H150L148 38L147 37H145ZM151 35H153V36H151ZM160 35V36H159ZM163 35V36H162ZM166 35V36H165ZM188 35V36H187ZM197 35V36H196ZM245 35H249V36H245ZM253 35V36H252ZM3 36H4V39H3ZM10 36V37H9ZM59 36V37H58ZM64 36H66V37H64ZM69 36V37H68ZM81 36H83V37H81ZM91 36V37H90ZM95 36V37H94ZM106 36V37H105ZM123 36V37H122ZM125 36V37H124ZM130 36H133V37H130ZM154 36H157V37H154ZM171 36H173V37H171ZM176 36H177V38H176ZM184 36H186V37H184ZM198 36H200V37H198ZM6 37V38H5ZM7 37H9V38H7ZM17 37V38H16ZM56 37H58L57 39H56ZM75 37H76V39H75ZM88 37H89V39H88ZM92 37H94L93 39H92ZM103 39H102V38ZM115 37H118V38H115ZM121 37V38H120ZM137 37V38H136ZM163 37H165V39L163 38ZM169 37H171V38H169ZM174 37L177 39H174ZM190 37H196V39L194 40H192V38H190ZM216 37V38H215ZM12 38V39H11ZM27 38H28V40H27ZM52 38V39H51ZM71 38H73V40H71ZM96 38V39H95ZM105 38V39H104ZM106 38H108V39H106ZM129 39V41H128V39ZM140 38H142V39H140ZM146 38V39H145ZM150 38V39H149ZM187 40H192L193 42V44H191V41H190V43H189V41H187ZM190 38V39H189ZM210 38V39H209ZM211 38H212V40H213V42H212V40H211ZM235 38V39H234ZM36 40V43H34L35 42V40ZM60 39V40H59ZM112 41H111V40ZM115 39V40H114ZM117 39L118 40H122V41H124V40H126V41H124V42H120V41H117ZM124 39V40H123ZM131 39V40H130ZM138 39H140V42L142 43L143 41L145 42V43H143L142 45L140 44V42H138L139 40ZM152 39V40H151ZM173 39V40H172ZM15 40V41H14ZM19 40V41H18ZM34 40V41H33ZM44 40H46V41H44ZM49 40V41H48ZM56 40V42H54ZM106 40V41H105ZM109 40V41H108ZM138 40V41H137ZM142 40V41H141ZM156 40H158V41H156ZM163 40H165V41H163ZM199 40V41H198ZM210 40V41H209ZM220 41V40H222V41H220V42H218V41ZM227 40V39H226ZM6 41H8V43L6 42ZM27 41H29V42H27ZM41 43H40V42ZM51 41V44L49 43ZM76 41V42H75ZM130 41H132V42H130ZM146 41H148V42H146ZM154 41V42H153ZM184 41H186V42H184ZM197 41V42H196ZM224 41V42H223ZM232 41V42H233ZM242 41H244V42H242ZM70 42H72V43H70ZM118 42V43H117ZM126 42V43H125ZM129 42V43H128ZM162 42V43H161ZM171 42V43H170ZM180 44H179V43ZM221 42H223V43H221ZM232 42H231V44H228L229 42H225V44H223L224 46V48H229L231 45H232ZM250 42H252V44L250 43ZM26 43H27V46H26ZM39 43V44H38ZM47 43V44H46ZM49 43V44H48ZM59 43V44H58ZM95 43H97V44H95ZM123 43H125V44H123ZM128 43V44H127ZM132 43V44H131ZM134 43V44H133ZM138 45H136V44ZM149 43V45L150 46H153V47H148L147 46V44ZM185 43V44H184ZM200 43H201V45H200ZM205 45H204V44ZM218 43V44H217ZM227 43V44H226ZM25 44V45H24ZM57 44V45H56ZM146 44V45H145ZM155 44V45H154ZM179 44V45H178ZM210 44H212V45H210ZM242 44H244V46L242 45ZM249 44V45H248ZM6 45V46H5ZM119 45V46H118ZM122 45H124L123 47H122ZM128 45V46H127ZM130 45H132V46H130ZM157 45V46H156ZM172 45H173V48H171L172 47ZM195 45H196V48H194L195 47ZM199 45H200V47H203V49L204 50H202V48L200 49V47H199ZM203 45V46H202ZM226 45V46H225ZM228 45H230V46H228ZM2 46H3V48H2ZM11 46V47H10ZM21 46V47H20ZM26 46V47H25ZM59 46V47H58ZM66 46V47H65ZM77 46V47H76ZM144 46H145V48H144ZM164 46H166L167 47V49L164 47ZM209 46V47H208ZM211 46H212V48H211ZM247 46H253L252 48L254 49V52L255 53H253L251 50H250V48L248 47V48H245V47H247ZM15 47V48H14ZM37 47H40V48H37ZM100 47V48H99ZM120 47H122V49L120 48ZM132 47V48H131ZM137 48L138 50L137 51H135L136 49L135 48ZM140 47H141V49H140ZM155 47V48H154ZM161 47V48H160ZM170 47V48H169ZM207 47H208V49H207ZM255 47V48H254ZM29 49V50H27V49ZM61 48H65V49H61ZM76 48V49H75ZM87 50H86V49ZM89 48V49H88ZM97 48H99L98 50H97ZM124 48V49H123ZM143 48V49H142ZM149 48V49H148ZM158 48V49H157ZM175 48H177V49H175ZM181 48V49H180ZM188 48H190V49H188ZM196 49L195 51H194V49ZM199 48V49H198ZM243 50H242V49ZM245 48V49H244ZM44 49V50H43ZM55 49V50H54ZM96 49V50H95ZM100 49H102V50H104L105 51V53H104V51H102V50H100ZM106 49V50H105ZM112 49H114V50H112ZM117 49V50H116ZM121 49V52H122V50H123V52L122 53H124V51H126V53H124V54H126L127 55V53L129 54L128 56H126V57H124V54H121V52L119 51ZM126 49V50H125ZM134 49V50H133ZM144 49H147V50H145L146 51V53H145V51H144ZM156 49V50H155ZM159 49H161V51L164 53V54H168V55H170L172 58H175V62L176 63H174L173 64V66L175 67H169V68H172L173 70H171L170 69V71H169V68L168 67H166L165 68V66H163V65H156V67L154 66H152L151 67V65H152V62L154 61V59H153V56H161L160 54H162V52L160 53L159 51ZM180 49V50H179ZM259 49V50H258ZM26 50H27V52H26ZM62 50V51H61ZM66 50V51H65ZM109 50H110V52L111 51H114V52H111V53H108L109 52ZM142 50V52H138V51H141ZM149 50V51H148ZM157 51L156 53L155 52H153V51ZM165 50H167V51H165ZM173 52H172V51ZM175 50V51H174ZM176 50H178V51H176ZM181 50H183V51H181ZM188 50H190V51H188ZM207 50V51H206ZM245 50V51H244ZM248 50V51H247ZM259 52H258V51ZM4 51V52H3ZM8 51V52H7ZM25 51V52H24ZM29 51V52H28ZM63 51H65V52H63ZM67 51H69V53H67ZM71 51V52H70ZM131 51H132V53H131ZM216 51V50H215ZM215 51H214V53H215ZM3 52V53H2ZM93 52H95V53H93ZM100 54H99V53ZM138 52V53H137ZM149 52V53H148ZM181 52V53H180ZM189 52V53H188ZM11 53H13V54H11ZM19 53H20V55H19ZM56 53H58V55L59 56H61V57H59ZM62 53V54H61ZM64 53H66V55L64 54ZM72 53H74V54H72ZM91 53H93V55L91 54ZM113 53V54H112ZM115 53V54H114ZM118 53V54H117ZM149 54V56H150V58L153 60H151L147 55ZM154 53V54H153ZM158 53V54H157ZM175 53V54H174ZM185 53V54H184ZM199 53V54H198ZM253 53V54H252ZM257 53V54H256ZM5 56H4V55ZM46 54H48V55H46ZM52 54V55H51ZM57 55V57L55 56V55ZM68 54V55H67ZM83 54V55H82ZM91 54V55H90ZM94 54H99L100 55V57H98L99 55H94ZM107 54V55H106ZM113 55V57H112V55ZM130 54H131V56H130ZM143 54H146V55H143ZM173 54V55H172ZM177 54V55H176ZM181 54V55H180ZM213 54V53H212ZM259 54V55H258ZM64 55V57H63V59H62V56ZM84 55H86V56H84ZM116 55V56H115ZM121 55H122V57H121ZM163 55V54H162ZM176 55V56H175ZM187 55V56H186ZM52 56V57H51ZM65 56H70L69 58H70V62L72 63V64H70L69 63V59H67V57H65ZM78 56V57H77ZM98 59V60H100V61H98L97 59H95V57ZM101 56H102V58H101ZM109 56V57H108ZM110 56L112 57V58H114L113 59V61L116 59V62H113L111 59L112 58H110ZM116 58H115V57ZM145 58H144V57ZM185 56V57H184ZM8 57V58H7ZM109 58V59H107V58ZM142 59H141V58ZM186 57H187V60H186ZM189 57V58H188ZM41 58V59H40ZM43 58H45L44 60H43ZM50 58V59H49ZM65 58V59H64ZM84 58V59H83ZM94 59V60H92V59ZM121 58L123 59L122 61H121ZM125 58V59H124ZM130 59V60H127V59ZM140 58V59H139ZM176 58H179V59H181L180 60V62H179V59L177 60ZM184 58V59H183ZM14 59V60H13ZM16 59V60H15ZM24 59V60H23ZM68 61H67V60ZM81 59H83L82 61H81ZM106 59V60H105ZM150 59V60H149ZM57 60V61H56ZM79 60V61H78ZM88 62H86V61ZM96 60H97V65L98 66H96ZM127 60V61H126ZM136 60V61H135ZM139 60H141V62H142V64H140L141 62H138ZM186 60V61H185ZM241 61L243 60V59H240ZM263 60V61H262ZM5 61H7V65L8 66H6V62ZM9 61V62H8ZM21 61H22V63H21ZM56 61V62H55ZM62 61V62H61ZM76 61V62H75ZM81 61V62H80ZM106 61V62H105ZM108 61H109V63H108ZM110 61H112V63L110 62ZM120 61H121V63H124V64H131V63H133L134 61V65L132 66V65H121V63H120ZM133 61V62H132ZM143 61H147V62H144L143 63ZM185 61V62H184ZM241 61L239 62V60H238V62L236 63V65H235V67H233V68H230V69H228L227 71H226V73H228V75H229V73H230V75H229V78L230 79H235V80H239L240 78H241V75H240V73H243V75H245V78L244 79H247V78H249V75H251L252 73H254L256 70H254V72H248V71H244L243 69H239V67H241V68H243L244 67V65H243V63H241ZM83 62H86V63H83ZM103 62H104V64H103ZM138 62V63H137ZM187 62H190V63H187ZM64 63H66V64H68V65H66V64H63ZM99 63V64H98ZM114 63H115V66H113L114 65ZM260 63V64H259ZM12 64V65H11ZM19 64H21V65H19ZM32 64H33V66H32ZM58 64V65H57ZM75 64V65H74ZM91 64H93V69H92V67H90V65ZM113 64V65H112ZM119 64V65H118ZM142 66V67H144L145 69H141L142 67L140 66V65ZM187 64H189V65H187ZM221 64H223V62H221ZM239 64V65H238ZM56 65H57V67H56ZM70 65H71V68H70ZM72 65H73V67H72ZM83 65H84V67H83ZM88 65H89V67H88ZM102 66V67H100V66ZM120 67V69H121V66L122 67H124L125 66V68H126V66H127V68L128 67H130L127 71H130L131 72V70H132V72L130 73V72H127L126 74L128 75V73H130L129 75V78L128 77H126V74L124 75V73H123V75H121V73H120V69H118L119 67ZM137 65V67L138 66H140L139 68H137V67H134V66H136ZM179 65V67L177 68V66ZM182 65V66H181ZM185 65V66H184ZM243 65V66H242ZM10 66L12 67V69L10 70V69H8V68H10ZM66 67V69H65V67ZM75 66H78V67H76V68H78V69H76L75 68ZM82 66V67H81ZM96 66V67H95ZM104 66H105V68H104ZM148 66V67H147ZM163 66V67H162ZM183 66L185 67V68H183ZM6 67H8V68H6ZM20 67V68H19ZM35 67V68H34ZM55 67V68H54ZM58 67L60 68V69H58ZM62 67H64V68H62ZM79 67H80V69L81 70H79ZM87 67H88V69H87ZM109 67H110V69H109ZM115 67H116V70H115V75H117V76H113V74L114 73H112L111 74V76H110V78L107 76V74L108 73H110L111 72V70H114L115 69ZM149 67H150V69H149ZM180 67H182L183 69H182V71H184L185 69V71L183 72V73H186V71L187 72H189L188 74L186 73V75H188V77H187V80H186V75L184 74H182L181 72V68ZM190 67V68H189ZM69 68V69H68ZM84 68V69H83ZM94 68H96V69H94ZM140 69L141 71H143L144 73H139V76H138V72H140V70H137V69ZM168 68V69H167ZM9 71H8V70ZM68 69V71L66 72V70ZM71 69V70H70ZM73 69H74V71H73ZM91 69V70H90ZM165 69H166V72L167 73H165L164 74V72H165ZM178 69V70H177ZM194 69V70H193ZM22 70V71H21ZM58 70V71H57ZM70 70V71H69ZM90 70V71H89ZM92 70H94L93 72H92ZM104 72H103V71ZM117 70H119V74L118 73H116L117 72ZM150 72L151 71V75H150V73L148 72V71ZM154 70H155V72H154ZM197 70V73H196V81H202V80H206V83L204 84V83H202V82H199V84L200 85H198V86H196V83H195V81H192V79H193V72L192 71H196ZM13 71V72H12ZM57 71V72H56ZM73 71V72H72ZM80 71H81V73H80ZM95 71H96V73H95ZM102 71V72H101ZM107 71V72H106ZM109 71V72H108ZM153 71V72H152ZM172 72V75H171V77H170V73ZM181 71V72H180ZM59 72V73H58ZM64 72H66V73H64ZM69 72H70V74L72 75H70L69 74ZM72 72V73H71ZM76 73V74H73V73ZM191 72V73H190ZM18 73V74H17ZM56 73V74H55ZM62 73V74H61ZM95 73V74H94ZM105 74L104 76L105 77H108V79L109 80H107V78H105L104 77V79L102 78L103 77V75L102 74ZM133 73L135 74V75H133ZM153 73H155L156 74V76H158V77H155V75L153 74ZM162 76L163 74H164V77L162 76V77H159L160 75ZM231 73L233 74V75H231ZM263 73H261V74H263ZM13 74V75H12ZM52 74H53V76H52ZM84 74V75H83ZM97 74V75H96ZM102 76H101V75ZM142 74H144V75H142ZM149 74V75H148ZM167 74H168V77H167ZM15 75H16V78H14V79H9L10 77H15ZM17 75H19V76H17ZM55 75H56V77H55ZM76 75V76H75ZM101 76V78H102V80H100V77H96V76ZM110 75V74H109ZM119 75L121 76V78L123 77V76H125V77H123V78H125V79H121L120 77H119ZM181 75H183V76H181ZM189 75H191L190 76V78H189ZM10 76V77H9ZM39 76V77H38ZM63 76V77H62ZM70 76V77H69ZM78 76V77H77ZM83 76V77H82ZM133 76H134V78H135V80H134V78H133ZM136 76V77H135ZM141 76V77H140ZM166 76V77H165ZM174 76V77H173ZM235 76H237V77H239V78H237V77H235ZM6 77V78H5ZM9 77V78H8ZM12 77V78H13ZM19 77V78H18ZM77 79H76V78ZM96 78V80L97 81H95V83H94V81L93 80H95L94 78ZM118 77V78H117ZM148 77H149V79H148ZM170 77V78H169ZM183 77H184V79H183ZM18 78V79H17ZM47 78V79H46ZM54 78V79H53ZM59 78V79H58ZM73 78V79H72ZM75 78V79H74ZM114 80H113V79ZM116 78H117V81H115L116 80ZM119 78L122 80V81H120L119 80ZM132 78V79H131ZM158 78H161V79H158ZM169 78V79H168ZM172 78V79H171ZM178 78V79H177ZM179 78H182V80L181 79H179ZM192 78V79H191ZM82 79V80H81ZM86 79H89V80H86ZM93 79V80H92ZM112 79V80H111ZM127 79V80H126ZM137 79H139V80H141L142 81V83L141 82H139ZM209 79V80H208ZM4 80V81H3ZM13 82H12V81ZM18 80V81H17ZM86 82H85V81ZM101 81V84H100V81ZM111 80V81H110ZM119 80V81H118ZM170 80V81H169ZM176 80H177V82H176ZM180 80V81H179ZM190 80V81H189ZM60 81V82H59ZM62 81H64V82H62ZM65 81H67V84H66V82ZM79 81H82V82H80L79 83ZM84 81V82H83ZM106 81H109V82H111V84L109 83V82H106ZM114 81V82H113ZM123 81H124V83L125 84H123ZM130 81H131V83L133 84H135V82H132V81H137L136 83H138V84H142L143 86L142 87H139V88H137V87H135V85H137V84H133L134 85V87H133V85H131V83H130ZM155 81V82H154ZM157 81V82H156ZM165 81V82H164ZM172 81V82H171ZM192 81V82H191ZM20 82V83H19ZM59 82V83H58ZM71 82H73L72 83V85H71ZM76 82V83H75ZM91 83V84H89V83ZM96 82H97V84H96ZM98 82H99V84H98ZM105 82V84H107L108 85V83L111 85L110 87H109V85H108V87H107V85H102L103 83ZM121 82V83H120ZM128 84H130V85H127V83ZM148 82H149V84H148ZM150 82H152V83H150ZM167 82V83H166ZM251 81H248V82H245V83H237V86L235 87V89H234V91H235V94H234V96L236 95V96H238L239 94H241V93H243L244 94V96H248L249 97V94H251V95H253V96H251V97H249L250 98V100H252V101H259L260 102V105L261 106H263L264 105V88H263V86H259V85H255L254 87H251V88H247V85L250 83ZM12 83V84H11ZM146 83V84H145ZM160 83H162V85L160 84ZM176 83H178L177 84V86L175 85ZM56 84V85H55ZM66 84V85H65ZM75 84V85H74ZM86 84H89V85H87L86 86ZM164 84V85H163ZM166 84V85H165ZM170 85V88H169V86L168 85ZM182 85V86H180V85ZM9 85V86H8ZM20 85V86H19ZM62 85H63V88H62ZM65 85V86H64ZM96 87H95V86ZM103 86V88H105V89H101L100 91L99 90H97V89H100L102 86ZM114 85H115V87H116V89H115V87H114ZM123 85V86H122ZM145 85H148L147 86V88H146V86ZM150 85H152V86H150ZM171 85H172V87H171ZM179 85V86H178ZM4 86H6V87H4ZM72 86V87H71ZM90 86V87H89ZM98 86V87H97ZM101 86V87H100ZM117 86H119V88L117 87ZM132 86V87H131ZM156 86V87H155ZM168 86V87H167ZM184 86V87H183ZM4 87V88H3ZM22 87V88H21ZM30 87V88H29ZM32 87V88H31ZM48 87V88H47ZM51 88V90H50V88ZM65 87V88H64ZM86 87H88V88H91V89H88V88H86ZM115 89H113V88ZM181 87H183V90H181L182 88ZM29 88V89H28ZM71 88H73L72 90H71ZM76 88V89H75ZM79 88V89H78ZM97 88V89H96ZM110 88H112V89H110ZM124 88H126V91L124 90ZM129 88V89H128ZM134 88H136L137 90H138V92H135V91H137V90H134V91H132ZM154 88V89H153ZM239 90H238V89ZM27 89V90H26ZM32 89V90H31ZM43 89V90H42ZM61 89V90H60ZM66 89V90H65ZM84 89L86 90V91H84ZM94 89H96V90H94ZM119 89V90H118ZM122 89V90H121ZM130 90V91H128V90ZM157 89H159V90H157ZM178 89V91H180V98H178L179 99V102H178V100H176L177 101V103H178V108H177V106L175 107V108H172V109H170V100H165V101H162V102H160L159 104H157L156 102H158V98H157V92H159V91H168V92H172V91H174V90H177ZM245 91L246 90V92H249L248 93V95H245V93L244 92H241V91H243V90ZM4 90V91H3ZM13 90V91H12ZM18 90V91H17ZM34 90V91H33ZM38 90V91H37ZM71 90V91H70ZM81 90V92H79ZM90 90V92H88ZM91 90H93L92 92H91ZM252 90V91H251ZM255 90V91H254ZM21 91H23L22 93H20L19 94V92H21ZM48 91V92H47ZM54 91H55V94H54ZM76 91V92H75ZM102 92V94L103 95H101L99 92ZM116 91V92H115ZM119 91V92H118ZM121 91V92H120ZM122 91H123V93H122ZM254 91V92H253ZM9 92H10V94H9ZM69 92H71V93H69ZM84 92H86V93H84ZM99 93V95L97 94V93ZM105 92V93H104ZM124 92H125V94H127L126 96H125V94H124ZM131 92V93H130ZM135 94H134V93ZM146 92V93H145ZM155 92V93H154ZM240 92V93H239ZM251 92V93H250ZM255 92H256V94H255ZM262 92V93H261ZM73 93V95L72 96H70L71 94ZM75 93H77V95L75 94ZM79 93V94H78ZM82 95H81V94ZM91 93H92V95H91ZM94 93H96L95 95H94ZM108 93V94H107ZM119 93V94H118ZM122 93V94H121ZM130 93V94H129ZM133 93V94H132ZM152 93V94H151ZM259 93V94H258ZM64 94V95H63ZM89 95L88 97H87V95ZM214 96H213V95ZM9 95V96H8ZM23 95V96H22ZM45 95V96H44ZM65 95H68L69 97H67V96H65ZM83 95H85L84 97H83ZM107 97H106V96ZM124 95V96H123ZM131 95H133V96H131ZM135 95V96H134ZM143 95V96H142ZM144 95H147V96H144ZM157 95V96H156ZM261 95V96H260ZM28 99V98H30V99H28V101H27V99L25 98V97ZM60 98H59V97ZM74 96H77V97H80V98H78L77 100H76V98L77 97H74ZM103 96V97H102ZM116 96V97H115ZM140 96H142V97H140ZM154 97L153 98V100L155 101V103H154V101L153 100H151L152 99V97ZM240 96V95H239ZM258 96H260V99L259 100H257L258 99ZM3 97H6V98H3ZM10 97H11V99H10ZM13 97H14V99H13ZM15 97H20V99H22V101L21 100H19V99H16ZM22 97V98H21ZM42 98V101H41V98ZM105 97V98H104ZM182 97V98H181ZM210 97V98H209ZM256 97V98H255ZM23 98H25V100L23 99ZM39 100H37V99ZM67 98L70 100H67ZM74 98V99H73ZM88 98H90V99H88ZM98 98V99H97ZM101 98H103V100L101 99ZM110 98V99H109ZM115 98H117V100L115 99ZM150 98V99H149ZM170 97H168L167 99H169ZM200 98V99H199ZM9 99V100H8ZM48 99V100H47ZM51 99V100H50ZM119 99H120V101H119ZM151 100L150 102H149V100ZM211 99V100H210ZM7 100V101H6ZM10 100H11V102H10ZM44 100V101H43ZM66 100V101H65ZM73 100V101H72ZM83 100H84V102H83ZM96 100H98V101H100V102H98V101H96ZM140 101V102H138V101ZM197 100V101H196ZM50 101V102H49ZM69 101V102H68ZM74 101H75V104H80V103H82L81 104V110L79 111V109H80V107L78 106V105H76V106H74L75 104H74ZM86 101V102H85ZM90 101V102H89ZM145 101V102H144ZM194 101H196V102H194ZM208 101V102H207ZM16 102V103H15ZM20 103V105H19V103ZM47 102H49V103H47ZM60 102V103H59ZM71 102V103H70ZM77 102V103H76ZM87 102H89V105H87L88 103ZM148 102L150 103V104H148ZM181 102V103H180ZM202 102V103H201ZM204 102V103H203ZM58 103V104H57ZM96 105H94V104ZM98 103H100V104H97ZM108 103V104H107ZM110 103V104H109ZM124 103V104H123ZM127 104V106H126V104ZM24 104H25V108L23 107L24 106ZM56 104V105H55ZM61 104V105H60ZM85 104V105H84ZM91 104H92V106H91ZM107 104V105H106ZM204 104V105H203ZM263 104V105H262ZM4 105V107H2ZM18 105V106H17ZM22 105V106H21ZM29 105V106H28ZM31 105V106H30ZM117 105H119L118 107H117ZM123 105V106H122ZM7 106V107H6ZM20 106V107H19ZM28 106V107H27ZM65 106V107H64ZM128 106H130V108L128 107ZM5 107H6V109H5ZM40 107H41V109H40ZM56 107V108H55ZM59 107V108H58ZM114 107V108H113ZM120 107V108H119ZM124 107H126V108H124ZM19 108H21V109H19ZM29 108H31L33 111H31ZM54 108V109H53ZM58 108V109H57ZM91 108V109H90ZM133 108V109H132ZM11 109H13V111L15 110V112H12V110ZM27 109V110H26ZM46 109V110H45ZM60 109V110H59ZM68 109V110H67ZM72 109V110H71ZM74 109H75V111H74ZM124 109V110H123ZM127 109H129V110H127ZM155 109H156V111H155ZM197 107L196 108H191L190 109V111L188 112V114L189 115H191L192 113H197L198 111H197ZM25 110V111H24ZM84 110V111H83ZM138 110V111H137ZM194 110V111H193ZM4 111V112H3ZM27 111H29V113L27 112ZM47 111V112H46ZM60 111V112H59ZM78 111V112H77ZM82 111V112H81ZM125 111L126 112H128L127 114L125 113ZM23 112V113H22ZM26 112V114L24 115V113ZM34 113L33 115H32V113ZM73 113V115H74V117H73V115H71V113ZM84 112H86V113H84ZM139 112H141V113H139ZM3 113V114H2ZM11 113H13L14 115H12ZM45 113H46V115H45ZM57 113V114H56ZM79 113V114H78ZM152 113V114H151ZM157 113V114H156ZM18 114V115H17ZM44 114V115H43ZM86 116H85V115ZM141 114V115H140ZM145 114V115H144ZM155 116H154V115ZM8 115H10V116H8ZM22 115V116H21ZM29 115V116H28ZM39 115V116H38ZM40 115H42L41 117L43 118H40ZM76 115V116H75ZM78 115V116H77ZM132 115V116H131ZM149 115V116H148ZM151 115V116H150ZM7 116V117H6ZM20 118H19V117ZM24 116V117H23ZM66 116V118H64ZM131 116V117H130ZM137 116V117H136ZM145 116V117H144ZM153 116V117H152ZM19 119H18V118ZM48 117V118H47ZM70 118V120H72L73 121V124L74 125H72V122L69 124V123H67L68 121H69V118ZM73 117V118H72ZM77 117H79V118H77ZM82 117H83V119H82ZM84 117H86V118H84ZM140 117V118H139ZM150 117V118H149ZM152 117V118H151ZM2 118V119H1ZM7 118V119H6ZM20 121V123L18 124L17 122H18V120ZM23 118H29L28 120H29V122L27 123V121H26V123L27 124H23V122L25 123V121H24V119ZM31 118H33V120L31 119ZM50 118L52 119V121H50ZM55 118V119H54ZM97 118H99V119H97ZM121 118V119H120ZM131 118V119H130ZM16 119V120H15ZM25 119V120H26ZM38 120V121H36L35 122V120ZM44 119L46 120L45 122H43L44 121ZM65 119V120H64ZM81 119H82V121H81ZM86 119V120H85ZM125 121H124V120ZM67 120V121H66ZM6 121H8V122H6ZM10 121H11V123H10ZM42 121V122H41ZM78 121V122H77ZM14 122V123H13ZM34 124H33V123ZM62 122H64V124L62 123ZM66 122V123H65ZM75 122V123H74ZM80 122H82L81 124H80V127H79V123ZM86 122V123H85ZM88 122V123H87ZM96 122V123H95ZM15 123H17V124H15ZM22 123V124H21ZM39 125H38V124ZM61 123L63 124V125H61ZM93 123V124H92ZM99 123V124H98ZM112 123V124H111ZM140 123V122H139ZM171 123H176V121H171ZM20 124H21V127H20ZM57 124V125H56ZM68 124L70 125V126H74V128L75 129H73L72 127H70V126H68ZM115 124V125H114ZM117 124V125H116ZM16 125H18V126H16ZM23 125V126H22ZM27 125L29 126L30 125V127H27ZM32 125V126H31ZM38 125V126H37ZM77 126V128H76V126ZM92 125H94V126H92ZM95 125H96V127H95ZM99 125H100V127H99ZM105 125V126H104ZM106 125H107V127H106ZM122 126V128H121V126ZM127 125H131L130 127L129 126H127ZM5 126H6V128H5ZM8 126H9V128H8ZM34 126V127H33ZM50 126V127H49ZM52 126V127H51ZM66 126H68V127H66ZM4 127V128H3ZM40 127H41V129H40ZM42 127H43V129H45V130H43L42 129ZM56 127V128H55ZM57 127H59V129L57 128ZM259 127H261V125L259 126ZM27 128H28V130H27ZM30 128H33V129H30ZM37 128V129H36ZM55 128V129H54ZM64 128V129H63ZM68 128V129H67ZM98 128V129H97ZM100 128V129H99ZM104 128V129H103ZM123 128H125V129H123ZM16 129V130H15ZM47 129V130H46ZM53 129V130H52ZM60 130V131H58V130ZM71 129V130H70ZM81 129V130H80ZM94 131H93V130ZM96 129V130H95ZM104 131H103V130ZM121 129H123V130H121ZM130 129V130H129ZM132 129H135V130H132ZM155 129H157L156 127H155ZM25 130V131H24ZM34 130H35V132H34ZM40 130V131H39ZM64 130V131H63ZM80 130V131H79ZM108 130V131H107ZM132 130V131H131ZM15 131V132H14ZM37 131V132H36ZM43 131H44V135H43ZM84 131V132H83ZM103 131V132H102ZM3 132V133H2ZM22 134H21V133ZM26 133L27 132V134H26V136H25V134L24 133ZM34 132V133H33ZM57 132V133H56ZM59 132H61V133H59ZM79 132H82V133H79ZM86 132V133H85ZM97 132V133H96ZM102 132V133H101ZM106 132V133H105ZM121 132H123V133H121ZM125 132V133H124ZM143 132V133H142ZM6 133H7V135H8V137H11V136H15L16 138H14V139H11V140H8V141H6V142H8V144H6V142H4L3 144L1 143V141L6 137ZM16 133V134H15ZM36 133V134H35ZM130 133H131V136L133 137H130ZM29 134V135H28ZM38 134V135H37ZM62 134V135H61ZM66 134V135H65ZM76 134V135H75ZM91 134V135H90ZM97 134H99V135H97ZM114 134V135H113ZM119 134V135H118ZM126 134V135H125ZM128 134H129V136H128ZM136 134V135H135ZM28 135V136H27ZM64 135V137L62 138V136ZM75 135V136H74ZM95 135V136H94ZM121 135V136H120ZM123 135H125V136H127L126 138H125V136H123ZM150 134H147L146 136H149ZM25 138H24V137ZM43 136V137H42ZM67 136V137H66ZM80 136H83V137H80ZM102 136H104V137H102ZM139 136H141V137H139ZM20 137V138H19ZM42 139H44V140H42ZM66 137V138H65ZM73 137V138H72ZM86 137V138H85ZM122 137V138H121ZM137 137H139V138H137ZM21 138H22V141H21ZM23 138H24V140H23ZM46 138H47V140H46ZM96 138V139H95ZM103 138V139H102ZM120 138V139H119ZM19 139V140H18ZM73 140V143H72V140ZM95 139V140H94ZM97 139L99 140L98 142H97ZM26 140V141H25ZM71 140V141H70ZM74 140H76V141H74ZM88 140V141H87ZM112 140H114V141H112ZM43 141V142H42ZM54 141H56V142H54ZM122 141V142H123ZM12 142V143H11ZM61 142V143H60ZM100 142V143H99ZM101 142H102V144H101ZM68 143V144H67ZM77 143V144H76ZM92 143V144H91ZM58 144H60V145H58ZM62 144V145H61ZM71 144V145H70ZM51 145V146H50ZM76 145H78V147L76 146ZM80 145V146H79ZM7 146H9L7 149H6V147ZM53 146H55V147H53ZM61 146V147H60ZM63 146V147H62ZM82 146V147H81ZM57 147V148H56ZM108 147V148H107ZM54 148V149H53ZM79 148H80V150H79ZM96 148H98V149H96ZM102 148V149H101ZM63 149V150H62ZM72 149V150H71ZM100 149V150H99ZM7 150H9L8 152H7ZM52 150V151H51ZM71 150V151H70ZM92 150V151H91ZM71 152V154H70V152ZM55 152V153H54ZM63 152V153H62ZM77 152V153H76ZM80 153V154H79ZM58 154V155H57ZM67 154V155H66ZM70 154V155H69ZM45 155H48V157L47 158H45L46 156ZM62 155V157H60ZM66 155V156H65ZM38 156V157H37ZM57 157H58V160H57ZM35 158V159H36ZM60 160V161H59ZM63 160V161H64ZM44 162V163H43ZM47 162V163H46ZM29 164H23V165H21V167L19 168V169H17V173L16 174H14V175H12V177L10 178V179H6L5 181H3V183H9V182H11V189H13L14 191H19L20 189H19V187H18V181H17V175L19 174V173H29V172H31V169H32V164L30 163V162H28ZM28 167H27V166ZM22 166H23V168H22ZM34 167V166H33ZM27 170H28V172H27ZM0 183H1V181H0ZM12 202V201H11ZM9 202L8 203V207L12 210V209H14V202ZM26 207H28L27 209V211H25L23 214H21V216H19V214H18V216L20 217V218H22V219H24V218H26L27 220H28V222H29V224L30 225H32V227L33 226H36L38 223H39V221L41 222V217L42 216H39V214H40V212H41V210H42V207L40 208V206H38V205H32V204H30V202H28V203H26V205H25ZM6 210H5V206L4 205H0V213H4ZM31 216L33 217L32 219H31ZM35 218V219H34ZM40 218V219H39ZM32 220V221H31ZM35 220H37V221H35ZM39 220V221H38ZM1 229V228H0ZM39 235H41V234H39V232L36 234V235H34V237L28 242V244H27V246L24 248V250H23V259H25L27 262H34V261H36L38 258H37V256L38 255H40L41 254V252L39 251L40 250V247H39V244L41 243V241H42V237H40ZM35 243V244H34ZM35 245V246H34ZM38 245V246H37ZM33 246V247H32ZM29 248V249H28ZM31 251V252H30ZM29 252V253H28ZM26 253V254H25ZM37 254V255H36ZM36 255V256H35Z\"/></svg>","mask_w":264,"mask_h":264}]
</instances>
